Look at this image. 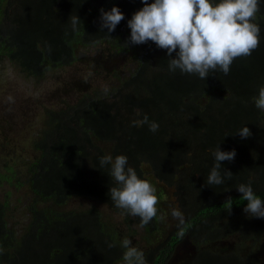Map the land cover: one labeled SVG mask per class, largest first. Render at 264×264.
I'll return each mask as SVG.
<instances>
[{
    "label": "trees",
    "instance_id": "obj_1",
    "mask_svg": "<svg viewBox=\"0 0 264 264\" xmlns=\"http://www.w3.org/2000/svg\"><path fill=\"white\" fill-rule=\"evenodd\" d=\"M258 4V48L236 58L228 75L210 71L204 80L170 72L166 50L152 41L125 45L127 21L144 6L141 0H0V80L16 81L35 107L13 142L0 144V264H124L121 241L133 240L134 228L145 233L140 240L147 244L133 246L147 264H167L181 242L196 251L190 264H257L211 245L231 240L232 219L244 214L238 185L251 181L264 201V113L252 102L264 86V0ZM112 7L125 19L108 36L107 29L100 32L99 10ZM76 16L81 24L73 31ZM120 55H132V65L122 71L116 61L107 94L75 82L74 100L46 102L53 91L44 95V86L65 67L98 62L107 68ZM143 115L159 125L155 133L147 124L132 125ZM243 127L249 138L236 135ZM218 146L235 150L233 161L221 162V173L233 175L208 185ZM104 155L127 156L128 166L155 187L158 212L145 227L111 201L115 182L109 166H100ZM171 198L182 224L171 216ZM77 199L92 204L75 208L70 202ZM96 204L119 216L123 231ZM166 220L169 230L161 234ZM261 221L257 235L264 234Z\"/></svg>",
    "mask_w": 264,
    "mask_h": 264
},
{
    "label": "clouds",
    "instance_id": "obj_2",
    "mask_svg": "<svg viewBox=\"0 0 264 264\" xmlns=\"http://www.w3.org/2000/svg\"><path fill=\"white\" fill-rule=\"evenodd\" d=\"M141 2L144 6L127 21L131 31L125 45L154 42L159 49L166 50L170 72L179 70L181 74L197 75L204 80L209 77L210 71L219 70L228 75L236 58L251 56L259 46L260 27L254 22L259 11L258 0H219L215 3L213 0ZM99 12L100 32L107 29L108 36L125 19L118 7H112L110 11L101 8ZM70 22L73 31L81 24L78 16L71 17ZM173 53L175 58H172ZM104 92L107 94L108 89L105 88ZM8 99L12 101L11 96ZM252 102L258 110L264 112V86L259 87L258 95L252 97ZM145 124L153 133L159 128L156 122H149L147 115L132 122L134 127ZM236 135L246 139L251 136V132L248 127H243ZM212 155L215 163L207 183L221 185L233 175L226 169L221 173V162L233 161L236 152L234 149L221 151L218 146ZM100 166H109V175L115 182L108 193L114 206L122 210V214L139 217L140 228L148 225L158 212V197L151 182L138 177L135 169L128 166L125 155H104L100 158ZM236 190L247 202L243 212L249 218H264V201L255 195L251 181L238 185ZM231 200L228 197L226 202L231 203ZM171 216L183 223V215L178 209L173 208ZM108 246L111 248L115 245ZM121 247L124 249V264H147L144 252L133 246L132 240L124 238Z\"/></svg>",
    "mask_w": 264,
    "mask_h": 264
},
{
    "label": "rangeland",
    "instance_id": "obj_3",
    "mask_svg": "<svg viewBox=\"0 0 264 264\" xmlns=\"http://www.w3.org/2000/svg\"><path fill=\"white\" fill-rule=\"evenodd\" d=\"M98 53L99 52L94 51L90 54V57L96 58ZM126 56L127 55L116 56V59L112 57L111 61L106 65L107 68H104L103 64L98 62H96L95 64L79 62L78 64H74L70 67H65V69L59 72L57 77H55L56 81L52 85L50 83L46 86V88L44 86L43 92H48H45L44 95H49L51 91H53V95L48 96L46 102L48 104H57L59 99L68 101L74 100L78 93V85L75 84V82L83 83L81 85L83 86V88L85 85H87V83H89V85L94 84L101 89H108L109 86L113 83V81L111 80V73L112 67L115 65L116 61L121 60L117 64L118 67L116 66L118 70L125 71L129 66L132 65V55L127 58ZM89 73H91V75H89ZM17 85L18 84L16 81H11L10 79H4V81L0 80V144H3L5 141H7L8 143L9 141L13 142L15 133L19 129H21L25 121L27 122L30 113H32L35 108L34 105L31 104L32 102H34V98H32V96L27 97V95L23 93L21 89L17 88ZM9 96L12 97V101H9ZM19 118H22L24 122L23 120L18 121ZM167 194L166 196L168 200L169 198ZM70 204L75 208H78L79 206L81 208H84V206L91 205L92 202L86 199H77L71 201ZM96 207L101 210V212L105 216L110 217L120 231H123V228L121 226V219L119 216L114 215L101 204H96ZM169 224V220H166V224L164 225L165 227L161 228V234L169 230L167 228ZM134 231L137 236H135L132 240L133 245L139 244V246L144 247L147 242L144 241V244L141 243L140 238L144 237L145 233L138 228H134ZM137 241H139L140 243H137ZM186 249L190 248L186 246ZM184 261L187 260L182 255L180 256L178 254L175 257L176 264H184L182 263Z\"/></svg>",
    "mask_w": 264,
    "mask_h": 264
},
{
    "label": "flooded vegetation",
    "instance_id": "obj_4",
    "mask_svg": "<svg viewBox=\"0 0 264 264\" xmlns=\"http://www.w3.org/2000/svg\"><path fill=\"white\" fill-rule=\"evenodd\" d=\"M171 201L175 204L170 207V209L177 208L180 210L178 204L174 202L175 199L171 198ZM253 219L258 221H254ZM260 219L261 218H249L246 213H244L242 217L235 215L232 219L234 224L231 228V232L233 233L232 239L220 240L212 244L211 248L220 254H227L231 251H235L242 258L245 256L248 257L253 263L264 264V234L257 235L259 229L258 222ZM247 222L250 223L249 226L245 229H241ZM230 223L228 224L229 226H231Z\"/></svg>",
    "mask_w": 264,
    "mask_h": 264
},
{
    "label": "water",
    "instance_id": "obj_5",
    "mask_svg": "<svg viewBox=\"0 0 264 264\" xmlns=\"http://www.w3.org/2000/svg\"><path fill=\"white\" fill-rule=\"evenodd\" d=\"M186 246H188L190 249H186ZM181 249V250H180ZM182 255L186 258L187 261H184L182 263L184 264H190V261L193 259V257L196 254V251L194 248L189 246L188 242H181L177 248L175 249V251L173 252L172 256L170 257L169 261L167 262V264H176L175 263V257L177 255Z\"/></svg>",
    "mask_w": 264,
    "mask_h": 264
}]
</instances>
